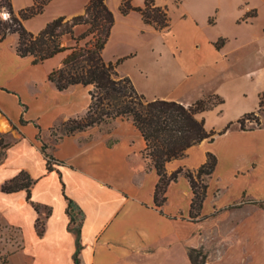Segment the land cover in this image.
Wrapping results in <instances>:
<instances>
[{
  "label": "crops",
  "instance_id": "obj_1",
  "mask_svg": "<svg viewBox=\"0 0 264 264\" xmlns=\"http://www.w3.org/2000/svg\"><path fill=\"white\" fill-rule=\"evenodd\" d=\"M89 1L52 0L43 14L24 25L38 33L58 17L83 14ZM155 1L157 6L168 5V0ZM121 2L107 0L116 19ZM33 3L12 0L16 13ZM134 5L143 7L144 3L138 0ZM251 5L256 16L247 19L253 23L245 24L242 33L235 36L207 38L214 59L199 69L182 67L181 79L171 91L159 96L185 106L210 95L221 97L223 104L198 115L209 131H221L260 108L264 27L256 26L259 7ZM241 15L238 11L235 18ZM124 18L155 30L144 24L139 13ZM84 30L78 27L76 31L80 34ZM220 38L227 42L217 49L215 43ZM228 38L234 41L227 44ZM18 40V35L0 40V131L8 130L14 137L0 162V221L16 230L20 240L9 264H192V248L206 251L208 264H264V207L256 205L264 201V114L259 116L260 128L243 131L235 125L214 142L204 141L190 148L184 158L166 165L171 174L180 168H200L208 153L217 157L200 216L192 218L194 194L184 176L170 183L166 203L161 208L156 206L160 178L154 168L148 169L143 155L146 142L132 123L119 119L109 133L94 127L63 136L57 130L86 114L91 103L89 88L60 91L49 75L61 66L66 54L34 64L32 58L17 54ZM252 45L255 50L240 55L242 47ZM156 67L166 71L163 62ZM137 70L148 80L155 75L144 67ZM44 145L53 157L51 171L42 151ZM21 173L33 181L30 200L26 190H2L7 181ZM69 200L83 218L79 263L75 261L78 227L67 212ZM39 220L45 224L42 235L37 228ZM217 235L227 242L225 247L213 246L212 238Z\"/></svg>",
  "mask_w": 264,
  "mask_h": 264
},
{
  "label": "trees",
  "instance_id": "obj_2",
  "mask_svg": "<svg viewBox=\"0 0 264 264\" xmlns=\"http://www.w3.org/2000/svg\"><path fill=\"white\" fill-rule=\"evenodd\" d=\"M51 1L34 0L32 6L16 13L12 0H0V40L18 35L19 40L15 46L17 54L23 58H32L34 64L66 54L61 66L50 73L49 80L60 91L76 86L89 88L91 103L86 114L69 120L57 130H60L63 136H72L94 127L103 131L104 127L105 132L109 133L119 119L132 123L146 142L143 155L148 162V169L154 168L160 178L155 190L156 206L161 208L166 203V191L170 183L184 176L190 181L194 194L191 217H199L207 197L208 182L217 166V157L208 153L207 161L200 168H180L171 174L168 173L166 165L173 160L184 158L190 148L204 141L214 142L217 136L225 134L235 125L243 131L260 128L262 122L259 114L264 112V92L260 95L258 112L246 114L237 122H230L221 131H209L205 120L199 119L198 115L223 104L221 97L210 95L190 106L174 100H150L137 90L129 76H123L118 70L132 55L119 58L116 62L105 60L103 53L115 25V16L108 7L107 0H90L83 14L72 18L58 17L48 22L38 33L27 30L24 22L43 14ZM133 1L122 0L119 8L122 15L128 16L136 12L141 15L144 24L156 31L171 30L172 19L167 7L157 6L155 0H145L143 7H136ZM3 14L8 17L4 19ZM253 16L256 14L247 12L245 18ZM78 27H85V30L78 34ZM67 40H70V45ZM226 42L225 38H220L215 46L221 49ZM247 122L256 124L248 127ZM42 151L48 161V170H53V157L46 152L45 145ZM32 185L33 181L29 176L21 173L7 181L2 190L6 193L26 190L30 200ZM256 204L264 207V201ZM36 209L38 210V207ZM76 210L75 203L69 200L67 212L71 222L78 227L75 261L79 263L80 228L83 218L82 212ZM44 226V222L39 220L37 228L40 235L44 232ZM189 258L192 264H208V254L203 249H190Z\"/></svg>",
  "mask_w": 264,
  "mask_h": 264
},
{
  "label": "rangeland",
  "instance_id": "obj_3",
  "mask_svg": "<svg viewBox=\"0 0 264 264\" xmlns=\"http://www.w3.org/2000/svg\"><path fill=\"white\" fill-rule=\"evenodd\" d=\"M134 2L138 0H134L133 4ZM250 2L259 7L256 26L264 27V0H168L165 7L168 8L173 28L165 32L147 30L139 21L125 19L127 16L122 15L119 8L117 11L119 19H116L115 13L110 9L115 16V25L103 56L106 61L116 62L119 58L132 55L119 66V72L130 76L137 90H141L148 99H160V94L171 91L172 85L181 79L179 71L182 67L199 69L202 64L214 59L215 52L206 45L207 38H216L218 34L235 36L242 33L245 24L254 22L253 19H246L243 16L245 11L251 15L256 14L253 11L255 7ZM217 8H220V13L216 11ZM238 11L242 15L235 18ZM194 21L197 26L200 23L199 28ZM233 41V38H228L227 44ZM255 49L256 46L252 45L242 47L239 52L242 55ZM158 62L165 64V72L158 71L156 67ZM140 67L155 75L149 80L140 77L137 72ZM221 78L213 83L217 84ZM262 114L264 112L259 116ZM255 124L247 122L248 127ZM103 129L105 132L106 128ZM13 141L14 137L10 136L8 130L0 131V162L8 145ZM19 241L18 232L0 221V264H9V257L16 252L20 245ZM212 243L218 247H225L227 244L222 235L214 236Z\"/></svg>",
  "mask_w": 264,
  "mask_h": 264
},
{
  "label": "built area",
  "instance_id": "obj_4",
  "mask_svg": "<svg viewBox=\"0 0 264 264\" xmlns=\"http://www.w3.org/2000/svg\"><path fill=\"white\" fill-rule=\"evenodd\" d=\"M3 17H4V18H7V17H8V15H7V14H3Z\"/></svg>",
  "mask_w": 264,
  "mask_h": 264
}]
</instances>
